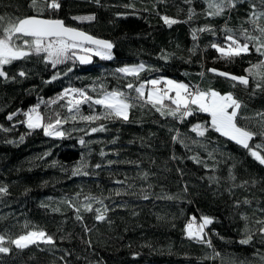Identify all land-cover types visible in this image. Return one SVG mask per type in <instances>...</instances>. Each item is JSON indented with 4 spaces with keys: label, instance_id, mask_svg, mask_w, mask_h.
Returning a JSON list of instances; mask_svg holds the SVG:
<instances>
[{
    "label": "trees",
    "instance_id": "trees-1",
    "mask_svg": "<svg viewBox=\"0 0 264 264\" xmlns=\"http://www.w3.org/2000/svg\"><path fill=\"white\" fill-rule=\"evenodd\" d=\"M59 2V11H45L43 15L62 19L71 27L113 42V59L92 55L89 65L69 61L53 69L41 57L32 56L4 66L9 79L0 78V186L6 187L8 194H0V234H22L28 224L29 228L35 226L52 235L55 245L31 246L23 251L13 247L9 254H0V264H264V237L257 232L251 243H239L244 238L245 226L255 230L259 227L255 220L264 218V166L250 157L247 150L212 130L204 138L190 132L191 126L209 120L206 114L196 113L181 123L161 117L150 106L137 105L131 110L128 123L98 121L89 125L69 120L62 127L66 132L63 139L46 137L42 130H29L21 123L26 120V110L37 105L45 122L48 117L54 119L56 112L61 117L70 115L61 107L64 101L41 103L55 100L66 88L86 89L95 96L91 89H99L100 84L108 90L128 91L123 85L129 81L139 84L155 78H169L201 89L214 88L222 94L232 92L247 106L242 109L243 115L253 116L264 112V88L255 89L251 80L247 89L239 85L233 88L231 81L207 69L244 76L246 69L264 57L253 50L232 63L218 59V53L209 45L214 41L224 43L221 28L225 21L208 20L200 14L205 8L202 0H192L191 4L185 0ZM251 2L260 6L259 0ZM29 4L30 0H0V15H34ZM190 7L198 14L191 21L168 27L161 19L168 16L187 21ZM249 10L248 3L238 5L230 13L229 27L239 29ZM88 15L95 19H71ZM205 24H211L217 34L199 33L193 41L192 29ZM140 63L146 67L139 80L117 79L113 75L118 67ZM69 67L73 70L64 75ZM20 71L26 75L19 76ZM201 72L205 73L203 77ZM57 73L59 78L52 80ZM90 111L88 105L81 108L84 115ZM12 113L15 115L9 121L7 116ZM101 123L107 125V131L91 135L79 131ZM240 123L256 130L254 122ZM177 132L188 143L202 139L214 158L210 159L204 148L197 145L188 151L174 143L172 138ZM81 138L86 142L83 146L79 143ZM113 140L116 142L112 143ZM260 142L259 137L253 141ZM194 155L204 163L193 162L189 157ZM82 159L88 163L85 171L90 174L72 176V170ZM98 163L101 168L96 169ZM118 191L120 195H116ZM87 195L103 199L110 209L104 221H96L94 213L83 209V221H78L73 209L62 203H79ZM245 199L250 204H244ZM93 207L101 205L93 202ZM57 208L59 211H54ZM192 216L197 223L201 216L213 218L214 222L205 228L211 248L186 238L184 228ZM242 216L249 219L245 221Z\"/></svg>",
    "mask_w": 264,
    "mask_h": 264
},
{
    "label": "snow or ice",
    "instance_id": "snow-or-ice-1",
    "mask_svg": "<svg viewBox=\"0 0 264 264\" xmlns=\"http://www.w3.org/2000/svg\"><path fill=\"white\" fill-rule=\"evenodd\" d=\"M185 2L191 4L192 0H185ZM96 3H99V0H96ZM202 3L205 8L200 14L206 19L224 18L225 21L221 28L224 34V43L220 44L214 41L209 45L218 53V59L226 63H232L236 58L248 55L253 50L259 56L264 57V23H261V21H264V0H259V7L251 0H202ZM245 3H248L250 10L242 25L239 29L229 27L230 13L236 10L238 5ZM29 7L35 13L34 15L16 18H6L0 15V78L9 79L6 71L3 70L5 65L32 56L41 57L42 61L53 69L69 61H72L73 64L76 61H79L80 64H89L92 62V55L99 56L103 60L113 59V42L94 37L82 30L71 27L62 19L43 15L45 11L50 13L59 11L61 7L59 0H30ZM125 7H131V5ZM226 13L229 15L226 16ZM197 15L196 10L190 7L187 21H179L168 16H162L161 19L165 25L171 27L177 23L191 21ZM71 19L77 22H86L94 20L95 16H73ZM244 24L248 27H244ZM205 32L213 36L217 34L216 29L211 24H205L202 27L192 29L193 41L198 39L199 33ZM237 32H239V35H237ZM194 51L195 49H193ZM79 53H84V55ZM145 67L143 63L135 66L118 67L113 75L117 79L133 77L134 80H139L140 73L145 70ZM72 70V67H69L64 75ZM245 71L246 75L237 76L216 68L207 69V72L231 81L233 88L239 85L247 89L250 86V80L255 82V89L264 88V59L252 64ZM18 75L24 77L26 73L20 71ZM199 75L203 77L205 73L201 72ZM57 78H59V73L53 75L51 79L55 80ZM123 88L128 91H123L120 88L108 90L104 84H100L99 89L96 87L91 89L92 92L96 93L95 96L90 95L86 89L66 88L55 100L48 102L41 100V103L56 104L59 101H64L65 103L61 107L66 108L67 113L70 115L61 117V114L56 112L54 119L48 117L47 122H45V117L38 111L39 105H37L24 113L26 120L21 123H25L29 130H42L46 137L63 139L66 132L62 130V127L69 120L73 122L79 120L89 125L96 124L98 121L128 123L130 122V112L137 105L150 106L161 117H171L181 123L196 113H203L209 117V120L205 124L197 123L191 126L190 132L195 133L198 138H204L208 131L212 130L247 150L250 157L264 166V112H257L253 116L243 115L242 109L247 106L237 99L232 92L222 94L214 88L201 89L198 86L171 79H151L139 84L129 81L123 85ZM130 93H135V95H130ZM83 105H88L91 110L90 114H82L81 108ZM97 108L100 111H97ZM14 115L15 113L9 114L7 119L9 121L13 120ZM241 120L248 123L254 122L256 130L249 128L248 124L242 125ZM107 130V125L104 123L88 129H79V131H84L86 135ZM3 131H10V129H3ZM257 137L261 142L253 143ZM23 139L24 137L21 136L20 140L23 141ZM172 139L174 143L181 144L188 151H192V145L202 147L210 159L214 158L213 151H208L207 145L202 143V139H195L188 143L187 138L182 137L179 132ZM115 142V140L112 141V143ZM79 143L83 146L86 142L81 138ZM100 155L101 157L105 155L103 150H101ZM173 158L175 159V157ZM189 158L197 164L204 163L198 155ZM109 163L112 162L109 161ZM94 167L99 169L101 164L98 163ZM205 167L207 168V165ZM87 168L88 163L82 159L72 170V176H88L90 173L85 171ZM146 176L147 173H145ZM210 179L218 182L215 177H210ZM230 179L234 181L235 177L230 174ZM115 182L124 183V181ZM184 190L187 191V188L185 187ZM0 194H8V189L0 186ZM120 194L119 191L116 193V195ZM79 196L80 193H77V200ZM143 198L148 199L149 197L144 196ZM166 198L174 199V197ZM93 202L101 205V207L94 208ZM62 203H66L69 208L73 209L75 219L78 221H83V216L80 214L81 209L84 212L94 213L95 220L100 222L107 218L106 213L110 210L104 205L103 199L91 195L85 196L84 201L79 203L72 200H64ZM239 203L238 201L237 207ZM243 203L250 204V201L245 199ZM41 206L46 207V205ZM54 211H59V208L54 209ZM261 212H264V209H261ZM242 219L247 221L249 218L242 216ZM200 220L201 222L197 223L195 216L190 218L184 228L186 238L196 243L206 244L211 248V241L205 238L207 236L205 228L214 222L213 218L201 216ZM255 224L259 225L255 230L248 228L247 225L245 226L244 238L239 241L240 244L247 245L251 243L257 232L261 237H264V218H257ZM24 227L26 231L19 235L0 234V254H9L12 252L13 247L16 250L23 251L31 246L55 245L54 237L46 231L35 226L29 228L28 224H25ZM85 231H90V229L85 228ZM261 242L264 243V240ZM215 255H219V253H215Z\"/></svg>",
    "mask_w": 264,
    "mask_h": 264
},
{
    "label": "water",
    "instance_id": "water-1",
    "mask_svg": "<svg viewBox=\"0 0 264 264\" xmlns=\"http://www.w3.org/2000/svg\"><path fill=\"white\" fill-rule=\"evenodd\" d=\"M80 55H84V53H79ZM93 59H92V57H91V61H92ZM77 62V64L79 65V66H86V65H89V64H91V63H89V64H80L79 63V61H76Z\"/></svg>",
    "mask_w": 264,
    "mask_h": 264
},
{
    "label": "rangeland",
    "instance_id": "rangeland-1",
    "mask_svg": "<svg viewBox=\"0 0 264 264\" xmlns=\"http://www.w3.org/2000/svg\"><path fill=\"white\" fill-rule=\"evenodd\" d=\"M155 79H169V78H155ZM151 80V79H150ZM172 80V79H171ZM162 87H163V85H162ZM200 222H201V220H200ZM199 222V223H200Z\"/></svg>",
    "mask_w": 264,
    "mask_h": 264
},
{
    "label": "built area",
    "instance_id": "built-area-1",
    "mask_svg": "<svg viewBox=\"0 0 264 264\" xmlns=\"http://www.w3.org/2000/svg\"><path fill=\"white\" fill-rule=\"evenodd\" d=\"M30 110V108H28L27 110H26V112H28Z\"/></svg>",
    "mask_w": 264,
    "mask_h": 264
}]
</instances>
